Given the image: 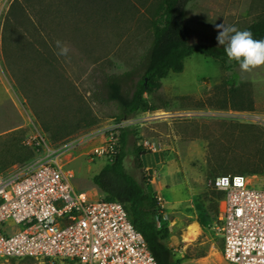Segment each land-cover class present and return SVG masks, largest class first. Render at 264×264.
<instances>
[{
    "label": "rangeland",
    "instance_id": "1",
    "mask_svg": "<svg viewBox=\"0 0 264 264\" xmlns=\"http://www.w3.org/2000/svg\"><path fill=\"white\" fill-rule=\"evenodd\" d=\"M15 1L0 5V168L3 164L5 173H10L33 165L35 152L29 160L17 159L29 157L28 148L33 149L28 141L38 130L53 148H68L61 164L72 174L73 187L101 199L92 178L106 160L92 161L89 155L115 140L118 128H127L125 167L137 175L131 157L135 142L151 151L142 164L145 171L151 170L148 190L159 200L169 229L165 244L174 260L229 264L213 230L219 201L210 181L220 175H243L254 188L264 186V175L249 174L264 163V66L245 72L230 61L221 64L193 54L182 73L169 74L145 96L148 112L117 124L115 105L98 99L105 94L102 74L120 75L142 61L152 40L149 21L159 0L123 4L108 0L105 19L78 8L72 13L63 4L61 16L47 20L44 61L31 51L25 56L14 53L19 49L14 41L9 57L3 56V23ZM186 17L191 42L211 43L219 24L244 30L264 17V0H191ZM57 40L67 44V57L55 55ZM232 76L245 92L250 91L252 110L235 109L226 90L218 88ZM199 218L207 224L201 226ZM194 227L197 237L191 234ZM0 264L47 263L0 258Z\"/></svg>",
    "mask_w": 264,
    "mask_h": 264
},
{
    "label": "built area",
    "instance_id": "2",
    "mask_svg": "<svg viewBox=\"0 0 264 264\" xmlns=\"http://www.w3.org/2000/svg\"><path fill=\"white\" fill-rule=\"evenodd\" d=\"M115 140L95 148L90 159L112 160ZM28 145L33 165L0 170V258L33 259L47 264H157L143 235L119 202L91 199L70 183L61 158L35 130ZM210 185L222 193L213 230L229 264H264V186L254 188L243 175H221ZM162 214L161 222L166 220Z\"/></svg>",
    "mask_w": 264,
    "mask_h": 264
},
{
    "label": "trees",
    "instance_id": "3",
    "mask_svg": "<svg viewBox=\"0 0 264 264\" xmlns=\"http://www.w3.org/2000/svg\"><path fill=\"white\" fill-rule=\"evenodd\" d=\"M117 1L123 4L127 0ZM190 1L159 0L149 21L152 40L142 61L132 70L120 75L102 74V90L105 94L102 99L100 96L98 99L115 105L117 124L132 118L139 112H148L150 107L145 96L153 93L158 83L166 79L169 74L182 73L186 59L193 54H200L221 64L230 61L238 65L235 61L228 59L223 46H218L217 41L191 42L186 17V7ZM63 4L67 5L68 8H66L72 13L78 8V11L81 10L80 13L94 12L96 16L103 19L108 16V0L15 1L3 23V56L6 59L9 57L10 45L14 41L19 48L14 49V53L25 56L27 51H31L39 60L44 61L43 48H45L44 43L50 25L47 20L61 16L64 11ZM29 11H32L31 15ZM28 27L31 29L28 30ZM244 30H250L254 39H264V17L257 18ZM218 88L226 90L228 93L226 98L235 109L252 110L250 91L245 92L244 85L239 86L236 77L226 79ZM129 134L127 128H118L119 147L112 160L107 161L101 171L92 178L93 185L103 195L101 199L119 202L125 207L132 225L143 235L157 264H180V261L174 260L172 249L165 244L169 237V229L166 223L161 222L159 200L148 190L151 170H144L142 158L151 154V151L135 142L132 145L131 157L137 175L129 172L125 167ZM28 152L29 157L25 160L21 158L17 160H29L34 155V151L28 148ZM1 166L3 167L0 168L1 172L5 173V165ZM249 174L264 175V163L256 166ZM217 195L220 201L222 193L217 192ZM198 221L201 226L207 224V220L203 218H199Z\"/></svg>",
    "mask_w": 264,
    "mask_h": 264
},
{
    "label": "clouds",
    "instance_id": "4",
    "mask_svg": "<svg viewBox=\"0 0 264 264\" xmlns=\"http://www.w3.org/2000/svg\"><path fill=\"white\" fill-rule=\"evenodd\" d=\"M218 46H223L229 60L235 61L241 71L264 66V39H254L250 30H240L224 23L217 25ZM69 48L61 40L55 42V55L67 57Z\"/></svg>",
    "mask_w": 264,
    "mask_h": 264
},
{
    "label": "bare ground",
    "instance_id": "5",
    "mask_svg": "<svg viewBox=\"0 0 264 264\" xmlns=\"http://www.w3.org/2000/svg\"><path fill=\"white\" fill-rule=\"evenodd\" d=\"M197 232H198V227H194L193 229H192V231H191V234L193 235V236H196L197 235ZM197 237V236H196ZM189 238V237H188Z\"/></svg>",
    "mask_w": 264,
    "mask_h": 264
},
{
    "label": "crops",
    "instance_id": "6",
    "mask_svg": "<svg viewBox=\"0 0 264 264\" xmlns=\"http://www.w3.org/2000/svg\"><path fill=\"white\" fill-rule=\"evenodd\" d=\"M7 0H0V5H3ZM144 159V158H143ZM97 189V188H96ZM97 191L100 193V191L97 189ZM91 198V197H90ZM92 199V198H91Z\"/></svg>",
    "mask_w": 264,
    "mask_h": 264
}]
</instances>
